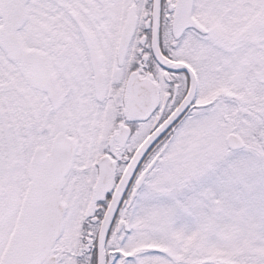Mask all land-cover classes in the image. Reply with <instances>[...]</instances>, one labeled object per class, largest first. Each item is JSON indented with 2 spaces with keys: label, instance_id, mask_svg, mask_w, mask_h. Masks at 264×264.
<instances>
[{
  "label": "snow or ice",
  "instance_id": "1",
  "mask_svg": "<svg viewBox=\"0 0 264 264\" xmlns=\"http://www.w3.org/2000/svg\"><path fill=\"white\" fill-rule=\"evenodd\" d=\"M0 264H264V0H0Z\"/></svg>",
  "mask_w": 264,
  "mask_h": 264
}]
</instances>
